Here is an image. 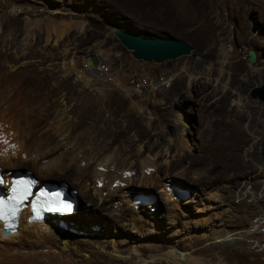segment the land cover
Listing matches in <instances>:
<instances>
[{"label":"rangeland","instance_id":"obj_1","mask_svg":"<svg viewBox=\"0 0 264 264\" xmlns=\"http://www.w3.org/2000/svg\"><path fill=\"white\" fill-rule=\"evenodd\" d=\"M71 21L77 25L67 30ZM54 26L66 30L61 38ZM112 27L174 36L194 50L162 63L139 60ZM96 49L112 57L114 77L88 83L80 68ZM160 75L172 78L170 88L128 95L132 77ZM262 85L264 0H0V124L36 152L6 171L69 184L98 222L76 225V237L98 236L110 251L113 243L123 255L177 245L211 264H264V246L253 244L264 243V230L255 228L264 219V100L251 95ZM38 153L49 163L82 158L83 167L98 160L99 170L118 175L130 163L136 170L126 175L145 183L141 160L148 155L160 167L151 172L156 203L136 204V194L118 189L125 182H115V199L101 208L94 180L87 185L95 205L70 174L40 173L32 164ZM100 156L114 160L111 168ZM105 184L98 183L103 198L110 196Z\"/></svg>","mask_w":264,"mask_h":264},{"label":"bare ground","instance_id":"obj_2","mask_svg":"<svg viewBox=\"0 0 264 264\" xmlns=\"http://www.w3.org/2000/svg\"><path fill=\"white\" fill-rule=\"evenodd\" d=\"M69 23L70 25L69 24L67 25L68 28L65 26L67 30H70L71 28H74L77 25L75 21H71ZM55 27L56 26L53 27V32L58 37L61 38L66 30L57 29ZM113 31L116 32L117 30L113 29ZM99 50L96 49L83 56L82 65L80 69L82 71V74L84 75L83 77L86 78L88 83L89 82L102 83L109 79H113L114 77V65L112 61L113 59L111 60L112 57L110 58V56L106 52ZM95 53L105 60V64H106L105 71H102L97 67H90V69L87 68L89 56ZM244 69L245 68L241 67L240 70L244 71ZM246 71L247 74L244 73V75L246 77L250 76L251 75L250 70H246ZM164 77H168V76L160 75L158 78L154 80H162L164 79ZM147 80L149 79H145V78L143 79L142 77L141 79L132 77L128 86L126 87L128 95L131 96L132 98L136 97V95H143V88H136V86ZM194 90H196L197 93H201L198 87L194 88ZM4 124H0V160H1L0 165L6 171V168L14 169L16 167L15 162L18 159L20 158L23 159V157L26 156L28 157V155H34L30 153H36V152H32L26 149L27 147L24 146L20 137L16 133L11 131L13 128L10 125L6 126ZM58 131L60 130L58 129ZM60 135H63L62 131L60 132ZM45 156L48 155L38 153L35 154V156L32 158V164L35 165V167L38 169L40 173L42 174L46 173L55 176H58L60 174L62 175L70 174L71 176H73L75 181L77 179L78 180L77 182L83 185L82 191L85 200L95 205L97 203L94 197L95 194L94 195L92 194V189H90L87 185L89 181L94 180L95 186L93 185L94 186L93 191L96 194H98L99 195L98 198L101 201H103V203H101L102 204L101 208L106 206L108 202H111L112 200L115 199V196L117 195L116 194L117 189L112 190L113 184L115 182H118V185L122 184V182H125V185H127V187L124 186L125 188L122 187L121 189L120 188L118 189L126 191L127 192L126 194H128V191H130L131 196L140 193L143 194L152 193L151 188L153 187L155 172L154 173L151 172H153V170L157 168L158 161L149 160L148 155L146 157L143 156L141 160L142 174H144V176H147L146 178H148L149 181L146 183L140 182L139 180L135 181L134 178L126 175V172L128 170L131 172L136 170L133 167L134 165L129 166L130 163L125 165V167H120V169H122L120 170L122 173L121 174L119 173L120 175H118L117 174L118 171L116 174L115 173L110 174L111 172L107 173L104 169H103L104 171L99 170L97 168L99 167L98 164H100L98 160L94 161V163L92 164L93 166L88 164L87 166L83 167L81 166L82 158L80 159L71 158L70 163H67L65 159H62L54 163L53 162L49 163L45 159H43ZM24 159L26 160V158ZM97 159H100V161L104 164L106 168L108 167L111 168V166L114 164V160L109 161L111 160V158L107 160L106 158H104V156L103 158L102 156H100ZM156 170H157V174H160V167L157 168ZM47 176L48 175H44L43 178L46 179L48 178ZM99 182L107 183L105 184V186L110 185L108 187V190H110L109 191L110 196L108 195L109 197L103 198L102 196L103 189H101L102 186L99 188L98 186ZM129 185L130 187H134V188H130ZM164 191L166 192V194H169L168 198L166 196L167 199L170 200L173 199V201L175 200L174 196L171 194L172 192L168 189V187H165ZM179 193L180 196L184 198V193L187 194L188 190L184 188H180ZM105 194L107 193L105 192ZM76 195L78 196V193H76ZM176 202L177 201L175 200V205L179 204ZM91 209L92 208L89 207V210H87L85 205L83 209H81V204H79L77 210L73 212L71 215L64 217L50 216L47 217L45 220L38 222L30 221V212L27 209L26 212H23V214L19 219L17 230L14 232H10L8 234H5L4 232L5 224L0 221V264H211V260H208L204 257L194 254V251L191 248L183 247L182 249V248H178L177 245H171L169 249H167L166 251L164 249L163 252L161 251L144 252L134 247L132 250L127 252V255H123L122 250L119 249L114 243L112 245L114 251H110L109 249H107V245L109 243L99 238L98 236H92V237L79 236L77 238L76 237L77 233L73 232L76 230V225H79L80 227L79 229L83 228L85 230L84 227H86V225L92 226L95 225L96 223L98 224V222H95V214H93L90 211ZM104 209H106V207H104ZM135 210L137 212H141L140 208L136 207ZM78 211L79 214L81 213L80 216L78 215L76 216V213H78ZM67 218L69 219L74 218V219H70L71 221L75 222L74 225H72L71 224L72 222L70 223V221L69 223L68 222L66 223ZM261 221H264V219L257 220L256 226L259 225ZM263 228H264V223H261V230H264ZM233 235L234 234H231L226 238L219 237L217 238L218 239L217 242H222L223 240L225 241L231 240L233 239L232 237Z\"/></svg>","mask_w":264,"mask_h":264},{"label":"water","instance_id":"obj_3","mask_svg":"<svg viewBox=\"0 0 264 264\" xmlns=\"http://www.w3.org/2000/svg\"><path fill=\"white\" fill-rule=\"evenodd\" d=\"M112 28L117 30L113 31V34L139 60L162 63L190 54L194 50V46L190 42L174 36L143 34L138 29ZM255 60L256 52L251 50L249 61L253 63ZM251 95L264 100V85L252 88Z\"/></svg>","mask_w":264,"mask_h":264},{"label":"built area","instance_id":"obj_4","mask_svg":"<svg viewBox=\"0 0 264 264\" xmlns=\"http://www.w3.org/2000/svg\"><path fill=\"white\" fill-rule=\"evenodd\" d=\"M105 60L101 58L99 55L91 54L88 58V65L87 68L90 69V67H97L98 69L105 71ZM172 85V78L171 77H164L162 80H154V78L149 79L145 82H142L141 84L137 85L136 88H143V94H145L147 91L149 92H158L164 89L170 88ZM141 96V95H136ZM261 223H264V221H261L259 225H257L255 228H261ZM256 246H264V243H261L260 239H254L253 242Z\"/></svg>","mask_w":264,"mask_h":264},{"label":"snow or ice","instance_id":"obj_5","mask_svg":"<svg viewBox=\"0 0 264 264\" xmlns=\"http://www.w3.org/2000/svg\"><path fill=\"white\" fill-rule=\"evenodd\" d=\"M11 190L14 194H16L13 195V197L11 198L12 201L15 202V205L11 209H8V205L5 203V201L3 199H0V219L3 220L8 219L9 213L12 216H15L19 211V207H18L19 203L26 198L25 196V193L27 192L26 182L23 180H16ZM44 195H45L44 193H41V196ZM64 210H70V208L67 205H65ZM7 226L10 227V225Z\"/></svg>","mask_w":264,"mask_h":264}]
</instances>
